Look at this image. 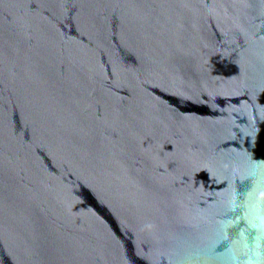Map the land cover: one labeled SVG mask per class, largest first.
<instances>
[{"label": "water", "instance_id": "water-1", "mask_svg": "<svg viewBox=\"0 0 264 264\" xmlns=\"http://www.w3.org/2000/svg\"><path fill=\"white\" fill-rule=\"evenodd\" d=\"M0 264H264V0H0Z\"/></svg>", "mask_w": 264, "mask_h": 264}]
</instances>
